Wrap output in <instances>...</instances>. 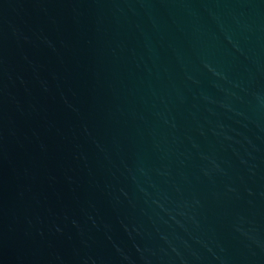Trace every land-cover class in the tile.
<instances>
[{
	"label": "water",
	"instance_id": "obj_1",
	"mask_svg": "<svg viewBox=\"0 0 264 264\" xmlns=\"http://www.w3.org/2000/svg\"><path fill=\"white\" fill-rule=\"evenodd\" d=\"M0 264H264V0H0Z\"/></svg>",
	"mask_w": 264,
	"mask_h": 264
}]
</instances>
